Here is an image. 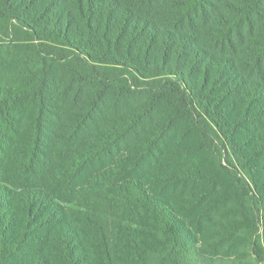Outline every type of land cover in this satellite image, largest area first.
Wrapping results in <instances>:
<instances>
[{
    "label": "trees",
    "instance_id": "16d2710c",
    "mask_svg": "<svg viewBox=\"0 0 264 264\" xmlns=\"http://www.w3.org/2000/svg\"><path fill=\"white\" fill-rule=\"evenodd\" d=\"M70 90L82 104L68 118L56 101ZM110 96L122 112L94 126ZM221 150L214 173L192 160ZM222 178L251 233L264 0H0V264H235L206 259L160 195Z\"/></svg>",
    "mask_w": 264,
    "mask_h": 264
},
{
    "label": "rangeland",
    "instance_id": "374dc122",
    "mask_svg": "<svg viewBox=\"0 0 264 264\" xmlns=\"http://www.w3.org/2000/svg\"><path fill=\"white\" fill-rule=\"evenodd\" d=\"M59 72L58 70L57 75H60ZM70 89L77 88L70 87ZM74 91L66 92L65 99L62 97L56 101V104H58L56 107L57 112L63 117L69 118V114L75 113L82 104L81 98H75L74 95L69 93ZM124 104L121 98L107 97L100 115L96 117L94 126H100L108 118L118 116L122 112ZM182 129L183 126L181 125L177 129L178 134L183 133ZM128 140L132 142L133 138ZM68 143L75 144L73 141ZM128 149L129 146H125L124 142H121L115 155L125 153ZM225 159L223 150L216 154L215 158L203 154L192 158L199 166L210 173L218 171L220 165L228 167ZM109 161L110 159L104 158L92 170L104 167ZM134 174L132 172L130 176L133 177ZM213 180L209 184L178 183L168 185L161 189L160 195L167 202H171L177 211L184 215L188 227L196 233L197 249L203 253L206 259H219L221 257L227 263L231 259V262L234 261L235 264H264V254L260 257L254 253L251 243L253 237L256 241L255 248L259 251L264 249V220L262 214L255 212V216L251 217L254 222L251 234L250 224L246 223L247 219L246 221L243 219L244 216L247 217L248 210H242L237 199L230 193L232 191L229 181L225 178ZM197 195L201 196L199 202H195ZM110 214V212H107L109 222L112 223L114 217ZM228 227H237L231 236H228Z\"/></svg>",
    "mask_w": 264,
    "mask_h": 264
}]
</instances>
